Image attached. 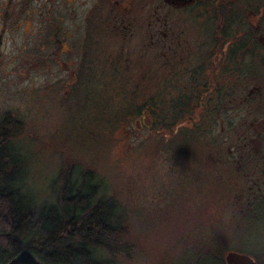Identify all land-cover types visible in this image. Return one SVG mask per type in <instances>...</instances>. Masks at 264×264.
Instances as JSON below:
<instances>
[{
    "label": "rangeland",
    "instance_id": "1",
    "mask_svg": "<svg viewBox=\"0 0 264 264\" xmlns=\"http://www.w3.org/2000/svg\"><path fill=\"white\" fill-rule=\"evenodd\" d=\"M163 1L0 0V118L8 112L25 121L26 129L16 138L15 147L22 155L31 154L25 180L30 189L27 192H32L35 198L44 190L48 194V185L63 165L71 161L97 173L105 184L106 194L121 209L120 224L130 231L126 241L131 243L132 250L129 256L118 255L117 264H195L201 248L208 243L217 246L227 243L240 228L248 230L242 236L243 248L250 249L264 263V214L257 222L252 216L246 218L241 214L240 209L247 205L245 199L256 188L247 186L251 183L243 178L234 180L242 174L240 167L235 166L239 162L237 155L233 156L239 148L228 144L236 146L235 132L240 131L241 119L234 122L235 130L221 131L229 118H240L243 114L247 117V111L223 113L222 116L226 115L219 119L214 133L229 132V135L226 139L224 136L215 139L212 147L203 139L179 147L173 141L176 147L171 143L174 136L171 139L149 133L147 120H144L146 128L139 131L126 126L111 137L102 136L101 144L87 137L81 141L80 137H72L73 132L66 140L58 135L67 112L78 109L79 99L69 96L71 92L66 90L70 88L63 84L69 70L77 72L83 54L81 41L88 31L95 42L92 47L97 49L92 59L101 65L98 68L106 71L105 61L108 67L113 63L111 58H119V68L127 69L123 74L131 79L151 69L152 73L157 72L159 80L150 85L153 93L158 91L164 76L160 68L164 62L171 65L173 87L179 83L178 88L188 85L191 89L193 83L188 73L195 68L203 73V78L202 74L196 75V85L208 84L209 92L218 86L233 85L228 71L232 72V66L237 73L241 71L230 64L236 61L231 59L232 50L223 55L218 48L226 46L223 36L227 35L224 32L227 26L228 35L233 37L230 42L241 39L237 28L232 27L234 24L217 29L211 19L213 7L186 11L170 8ZM225 1L229 0L219 2ZM257 1L252 3H264ZM260 17L257 24L262 25L259 19L264 18ZM116 22L114 34L103 33L106 26L113 27ZM162 33L167 36L162 38ZM57 39L62 43L57 45ZM206 43L214 47H207ZM200 53L199 62L196 58ZM201 62L203 67H199ZM181 63L186 74L180 72ZM79 119L83 125L92 126V120L85 115L79 114ZM95 145L100 146L95 150ZM222 150H232L228 159L235 165L228 164ZM244 166L246 171L251 170L252 165ZM221 173L225 180L220 182Z\"/></svg>",
    "mask_w": 264,
    "mask_h": 264
},
{
    "label": "trees",
    "instance_id": "2",
    "mask_svg": "<svg viewBox=\"0 0 264 264\" xmlns=\"http://www.w3.org/2000/svg\"><path fill=\"white\" fill-rule=\"evenodd\" d=\"M118 17L120 18L119 15ZM116 24L117 22L113 27L106 26L103 33L114 34ZM83 37V54L77 72L69 70L67 82L63 84V87L69 86L70 89L66 90L67 93L71 92L69 96L80 101L78 109L68 111L66 118L62 120L63 125L59 128L58 135L64 140L73 132L72 137H80L81 141H84L83 137H87L90 141L101 144L102 136L111 137L114 132L124 130L126 126L139 131L138 129L145 127L144 120H147L149 126L145 128L149 133L167 138L172 135L174 138H171V143L178 142V147L182 143H193L198 139L205 140L212 147L215 139H222V136L226 139L225 136L229 135V132L214 133L219 119L222 120L226 115L222 116L223 113L230 110L247 111V93L244 91L241 95L238 85L243 82L242 78H246L245 74L228 71L231 77L229 82L232 81L233 85L225 88L218 86L213 92H209L208 84L203 82L204 84L196 85V75L202 74L203 78V73L199 72L200 68L194 67L188 73L193 87L190 89L186 85L178 88L179 83L173 87L175 82L170 63L164 62L160 65L164 76L158 91L153 93L150 85L159 83L157 72L142 69V73L131 79L123 74V70L127 69L119 68V58H111L113 63L110 62L108 67L105 61L107 70L104 71L92 59L97 53V49L92 47L95 44L93 35L88 31ZM56 43L59 45L62 40L57 39ZM162 53L165 60L166 53ZM185 65L193 68L191 64ZM180 66V72L184 74V65L181 63ZM234 76L237 79H233ZM48 99L51 100L50 97ZM79 114L85 115L87 120L91 119L92 126L80 123ZM237 119L241 121L238 123L240 131L235 132L236 146L228 142L234 149L251 145L244 114L240 118H229L225 123L228 125L222 126L221 131L225 128L235 130L233 124ZM25 129V121L19 116L7 112L0 118V264H117L118 255L129 256L132 250L131 243L126 241L129 228L120 224L121 209L116 200L106 194L102 178L93 170H85L71 161L63 165L59 175L48 185V194L44 190V196L41 194L35 198L29 192L25 180L31 154L27 152V155H22L15 147L16 138ZM188 131L191 133L188 134ZM258 138L256 140L262 146V139ZM99 146L95 145L93 148L96 150ZM230 151L222 150L227 160ZM241 156L243 158L239 159L237 165L236 162L230 163V160L228 164L240 167L243 174L246 173L244 165L250 161L247 160V152L241 151ZM257 157L258 155L252 164H258ZM242 174H238L234 180H246ZM218 179L221 182V179L225 180V176L221 173ZM230 196L235 198L233 194ZM263 205V202L254 204L247 201L240 212L246 218L252 216L257 222L264 214ZM246 232L248 230L241 228L235 231L234 239L230 238L227 243L220 244L225 246L222 248L212 243L206 244L199 251L195 264H226L224 256L229 251L247 254L257 264H264L250 249L241 245L245 239L242 236Z\"/></svg>",
    "mask_w": 264,
    "mask_h": 264
},
{
    "label": "flooded vegetation",
    "instance_id": "3",
    "mask_svg": "<svg viewBox=\"0 0 264 264\" xmlns=\"http://www.w3.org/2000/svg\"><path fill=\"white\" fill-rule=\"evenodd\" d=\"M164 1V4L170 8H180L186 11L194 10V8H203V10H206L205 8L208 6H210V8L213 7L214 14L211 19L216 28H225L227 24L232 23L234 24L232 27L235 26L237 28V33L245 29L244 35L240 34L241 39H236L237 41L234 40L230 42L229 40L233 38L232 35L230 37L224 35V41L228 43H225L226 46L222 47L224 48L223 50H221V47L220 49L218 48V50H220V54L226 55L231 49V59L234 58L236 61H232L230 64L237 66V71H241L239 74H245L246 76V78H242L243 82L238 85L241 95H243L244 91L247 93L245 99L248 101L246 127L251 145L249 146L247 144L248 146L235 149L237 152L234 151V153H232L234 157L237 155L238 159L236 157V160L239 161V159L243 158L241 156V151L244 153L247 152V160L250 161L248 162L249 167L252 165L250 168L251 170L247 169L246 173L242 174L246 177V181L251 183L247 186L250 187V185H252V187L256 188L254 194L247 196V201L254 204L257 202L264 203V191L261 189V186L264 185V147L259 146V143L256 140L257 137L262 136L261 139L264 143V19H259V22H263L262 25L257 24L258 17L261 16L260 18H264V3H261L260 5L252 3L254 0H245V2L241 1L242 3L234 0H229L228 2L225 1V3L219 2L221 0ZM257 2L260 3V0ZM243 3H245V5H243ZM254 7H256V11L253 10ZM224 32L227 34L230 33L228 26ZM161 35L162 38L167 36L165 33H162ZM209 44L211 47L213 46L211 43ZM205 46L210 47L207 43ZM237 48L239 50H237ZM201 53L199 54V57L196 58L199 62V58H202ZM199 67H203L202 62ZM232 72L237 73L233 66ZM240 100L242 99L240 98ZM259 112L261 113L260 119L257 118ZM259 122L261 124H259ZM254 155H258V164L255 165L252 164V161L255 158ZM259 165H261V167H259Z\"/></svg>",
    "mask_w": 264,
    "mask_h": 264
},
{
    "label": "water",
    "instance_id": "4",
    "mask_svg": "<svg viewBox=\"0 0 264 264\" xmlns=\"http://www.w3.org/2000/svg\"><path fill=\"white\" fill-rule=\"evenodd\" d=\"M225 263L226 264H257L251 256L236 251H229L226 253Z\"/></svg>",
    "mask_w": 264,
    "mask_h": 264
}]
</instances>
